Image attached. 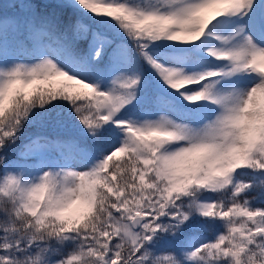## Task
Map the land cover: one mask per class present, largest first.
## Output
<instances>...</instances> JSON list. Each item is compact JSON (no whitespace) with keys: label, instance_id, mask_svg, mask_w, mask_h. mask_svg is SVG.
<instances>
[{"label":"snow or ice","instance_id":"obj_1","mask_svg":"<svg viewBox=\"0 0 264 264\" xmlns=\"http://www.w3.org/2000/svg\"><path fill=\"white\" fill-rule=\"evenodd\" d=\"M0 10V264H264V0Z\"/></svg>","mask_w":264,"mask_h":264},{"label":"trees","instance_id":"obj_2","mask_svg":"<svg viewBox=\"0 0 264 264\" xmlns=\"http://www.w3.org/2000/svg\"><path fill=\"white\" fill-rule=\"evenodd\" d=\"M16 11V10H14ZM13 155V152L12 151H9V156H12Z\"/></svg>","mask_w":264,"mask_h":264},{"label":"rangeland","instance_id":"obj_3","mask_svg":"<svg viewBox=\"0 0 264 264\" xmlns=\"http://www.w3.org/2000/svg\"><path fill=\"white\" fill-rule=\"evenodd\" d=\"M3 2H5V0H0V3H3ZM0 11H2V10H0ZM11 11H14V10H11Z\"/></svg>","mask_w":264,"mask_h":264}]
</instances>
